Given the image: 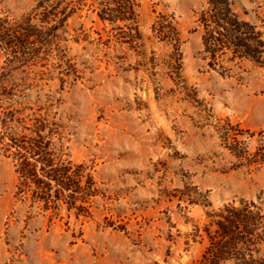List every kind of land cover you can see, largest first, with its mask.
<instances>
[{"label":"rangeland","instance_id":"374dc122","mask_svg":"<svg viewBox=\"0 0 264 264\" xmlns=\"http://www.w3.org/2000/svg\"><path fill=\"white\" fill-rule=\"evenodd\" d=\"M66 1L76 9L63 29L8 83L16 106L55 117L67 158L89 167L100 195L86 219L28 207L0 149V264H194L215 211L253 201L264 214V161L241 165L218 133L229 124L251 152L264 146V0H228L252 58L205 51L207 0H138L136 47L90 0ZM35 3L0 0V17L40 25ZM161 23L178 43L155 33Z\"/></svg>","mask_w":264,"mask_h":264},{"label":"trees","instance_id":"16d2710c","mask_svg":"<svg viewBox=\"0 0 264 264\" xmlns=\"http://www.w3.org/2000/svg\"><path fill=\"white\" fill-rule=\"evenodd\" d=\"M86 3L98 20L116 30V39L136 47L140 41L136 7L138 0H90ZM208 16L201 20L206 29L205 51L215 56L225 47L242 57H253L243 22L231 13L228 0H207ZM36 15L10 19L0 17V149L11 159L16 176L14 197L50 216L90 218L92 200L100 195L87 165L67 158L61 143L60 124L42 108L16 106V88L8 83L13 71L32 65L41 58L55 35L63 29L76 6L66 0H36ZM162 39L178 43L173 26L161 23L154 28ZM171 34L172 36H169ZM173 37V38H172ZM229 124L220 130L223 147L241 165L264 161V146L251 152L240 144L239 135ZM212 226L204 229L207 245L194 264H264L257 246L264 245V214L253 201L229 203L212 215Z\"/></svg>","mask_w":264,"mask_h":264}]
</instances>
